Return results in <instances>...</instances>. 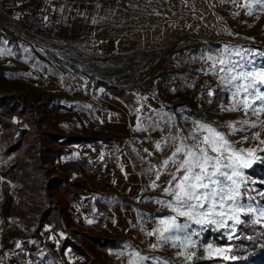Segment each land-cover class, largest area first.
Returning <instances> with one entry per match:
<instances>
[{
	"label": "rangeland",
	"instance_id": "rangeland-1",
	"mask_svg": "<svg viewBox=\"0 0 264 264\" xmlns=\"http://www.w3.org/2000/svg\"><path fill=\"white\" fill-rule=\"evenodd\" d=\"M32 1L0 2V48L12 52L0 56V95H14L20 101L40 97L35 109L48 99H56L69 110V116L61 121L63 130L78 132L77 116L89 134L110 139L114 153L98 177L90 179L72 166L70 157L76 154L98 160L102 157V150L90 147L74 148L56 169L89 182V191L68 211L75 216L78 229L90 224L89 220L103 221V227L120 242V248L112 251L115 264H128L133 251L150 258L144 264L169 260L182 264L183 257L176 255L180 249L171 244L152 249L149 245L157 243L155 237L141 230L150 231L158 219L174 215L166 205L157 203L171 199L163 193L170 177L162 174L157 181L160 187L151 188L155 175L148 171L173 149L162 144L164 151L158 152L155 144L178 131L186 135L197 121L208 122L227 134V122L249 119L259 127L244 134L247 141L240 143V134L229 139L238 149H264L260 143L264 139V115L222 112V105L231 104V94L219 81L224 73L209 71L213 60L206 59L239 61L235 52L247 49L254 54L249 56L251 67H264V9L253 5V14L248 15L250 0H44L43 33L19 34L13 21L20 20ZM111 87L122 89L129 101L114 96ZM209 90L213 95L206 94ZM137 116H151L159 126L136 131ZM254 132L261 133L259 139L252 138ZM145 149L153 154L149 156ZM253 160L244 153L241 162ZM43 167L51 168L48 164ZM248 170L244 169L251 182L241 202L264 207L255 192L264 190H257ZM16 192L30 196L20 185L0 178V264H27L29 257L35 258V264L72 262L74 256L68 250L62 255L57 251L62 234L51 221L44 225L50 230L47 234L35 232L41 208L61 210L65 204H52L42 191L37 202L26 201ZM58 215L64 220L62 212ZM250 215L254 221L264 219L258 212ZM178 220L183 222L184 218ZM193 227L199 230V226ZM218 232L224 233L208 229L193 239L198 245L211 243L222 248L215 240ZM192 251L199 258L184 264L220 256L215 251L203 252L202 247ZM92 259L89 255L78 264H89Z\"/></svg>",
	"mask_w": 264,
	"mask_h": 264
},
{
	"label": "snow or ice",
	"instance_id": "snow-or-ice-1",
	"mask_svg": "<svg viewBox=\"0 0 264 264\" xmlns=\"http://www.w3.org/2000/svg\"><path fill=\"white\" fill-rule=\"evenodd\" d=\"M233 2L236 3L237 0ZM253 5L264 9V0H250L246 5L250 9L248 15L253 14L251 11ZM3 43L7 44L8 41L4 40ZM225 51H229L228 45H225ZM5 55H12L11 50L0 48V56ZM235 55L239 57V61L231 59L216 61L211 56L206 57L208 60H213L209 71L224 73L219 76V81L224 85L223 90L231 94V104L222 105L221 111H242L245 116L264 115V90L261 88L264 86V67H251L253 60L249 59V56L254 54L247 49H238ZM217 63L220 65L218 69ZM246 68L250 70L246 71ZM206 94L211 96L213 92L209 90ZM137 121L136 131H146L159 126L151 116H137ZM237 124L239 127L236 126ZM227 127L229 132L226 134L208 122L197 121L195 127L186 135L178 131L176 135L168 136L162 142L155 144L158 152H163L164 147L173 149L159 165H152L148 171L155 175L151 188L160 187L157 181L161 179L162 174L170 177L167 186L163 187V193L171 199L157 203L166 205L174 215L158 219L156 226L150 231L141 230L145 231L147 236L155 237L157 243L149 245L152 249H156L161 244H171L173 248L180 249L176 255L183 257L182 264L197 257V253L192 249L198 247H202L203 252L207 253L215 251L224 260H235V255L226 254L232 251L230 245L226 248H214L211 243L198 245L193 237H199L204 231L211 229L223 230L229 240L239 239V236L235 235L236 226L247 223L241 219V214L247 216L258 212L259 216L264 218V207L254 208L250 203L241 202V197L248 195L247 185L251 182L246 178L244 169L252 167L256 162L264 163V157L257 155V152L264 153V149H238L229 139V136L240 134L243 136L240 143H244L248 139L244 134L249 129L258 128L259 125L255 121L241 119L227 122ZM260 136V132L252 134L254 140L259 139ZM260 143L264 144V139H261ZM145 151L148 152L147 149ZM244 153L254 157V160L251 163L241 162ZM152 154L148 152L149 156ZM153 169L156 171L153 172ZM256 194L264 198V191H258ZM180 217L184 218L183 222H179ZM88 223L92 221L89 220ZM252 223H259V220ZM193 225L199 226V230ZM16 246L17 248L21 246L19 241ZM123 254L117 253V255ZM131 257L128 264H144L150 259L141 255L139 251H133ZM162 264H171V261H163Z\"/></svg>",
	"mask_w": 264,
	"mask_h": 264
},
{
	"label": "trees",
	"instance_id": "trees-1",
	"mask_svg": "<svg viewBox=\"0 0 264 264\" xmlns=\"http://www.w3.org/2000/svg\"><path fill=\"white\" fill-rule=\"evenodd\" d=\"M27 11L28 7L25 6L23 13ZM39 33H43L41 29ZM109 90L114 96L129 101V95L122 89L111 87ZM40 100V97H36L32 101H20L14 95H0V178L20 185L30 196L15 194L25 197L26 201L37 202L42 191L46 198L53 201L52 204H65L61 210L55 207L41 208L35 220L36 233L47 234L50 230L44 225L51 221L62 234L58 239L57 251L62 255L68 250L74 256L72 262L65 264H78L88 260L89 255L93 257L89 264H115L112 251L120 248V242L103 227V221L97 219L78 229L75 216L68 211V207L77 204L89 191V182L80 176L70 178L56 169L61 159L69 156L74 148L100 149L103 151L102 157H105L106 151L114 147L110 146V139L89 134L77 116L74 120L79 124V131L63 130L61 121L69 116V110L56 99H48L35 109L34 105ZM79 156L82 155L76 154L74 157ZM261 156L264 157V153ZM31 158L33 160L29 162ZM45 164L51 166L50 170L43 167ZM248 174L255 179L253 185L257 190H264V163H254ZM261 203H264V198H261ZM60 212L64 214V220L59 217ZM241 219L247 223L236 226L235 235L239 239L229 240L220 232L215 238L222 248L230 245L232 251L226 254L235 255L236 259L224 260L222 256H216L199 260V264H264V219L252 223L254 220L250 214L242 215Z\"/></svg>",
	"mask_w": 264,
	"mask_h": 264
},
{
	"label": "built area",
	"instance_id": "built-area-1",
	"mask_svg": "<svg viewBox=\"0 0 264 264\" xmlns=\"http://www.w3.org/2000/svg\"><path fill=\"white\" fill-rule=\"evenodd\" d=\"M44 6V0H33L28 6V11L22 15L19 21L12 20L15 22L12 26L19 34L36 36L42 27ZM113 153L114 149H109L106 151L105 157L99 160L93 159L88 155L74 157L72 166L82 175L89 178H96L101 174L103 165L109 160ZM27 264H35V258L29 257Z\"/></svg>",
	"mask_w": 264,
	"mask_h": 264
},
{
	"label": "bare ground",
	"instance_id": "bare-ground-1",
	"mask_svg": "<svg viewBox=\"0 0 264 264\" xmlns=\"http://www.w3.org/2000/svg\"><path fill=\"white\" fill-rule=\"evenodd\" d=\"M57 45V44H56ZM58 47H61V48H63V46H61V45H57ZM67 48V47H66ZM70 49V48H69Z\"/></svg>",
	"mask_w": 264,
	"mask_h": 264
},
{
	"label": "crops",
	"instance_id": "crops-1",
	"mask_svg": "<svg viewBox=\"0 0 264 264\" xmlns=\"http://www.w3.org/2000/svg\"><path fill=\"white\" fill-rule=\"evenodd\" d=\"M0 2H1V0H0Z\"/></svg>",
	"mask_w": 264,
	"mask_h": 264
}]
</instances>
